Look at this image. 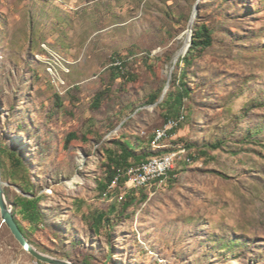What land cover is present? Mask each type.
<instances>
[{"label": "rangeland", "instance_id": "rangeland-1", "mask_svg": "<svg viewBox=\"0 0 264 264\" xmlns=\"http://www.w3.org/2000/svg\"><path fill=\"white\" fill-rule=\"evenodd\" d=\"M195 9L192 28L206 25L213 42L185 66L190 94L178 135L153 149L148 138L165 111L148 97L167 81V92L177 88L184 64L174 58ZM121 132L137 154L183 145L192 161L161 187L102 190ZM0 149L6 200L42 254L264 264V0H0ZM37 196L42 218L31 227L16 202ZM128 196L136 200L122 212ZM0 264H45L1 218Z\"/></svg>", "mask_w": 264, "mask_h": 264}, {"label": "trees", "instance_id": "trees-1", "mask_svg": "<svg viewBox=\"0 0 264 264\" xmlns=\"http://www.w3.org/2000/svg\"><path fill=\"white\" fill-rule=\"evenodd\" d=\"M192 33L193 34L191 37V44L189 46V49L184 57L179 58L177 63V66H179L180 63L184 64V67L181 69L180 74L178 76L175 74L173 78L174 80L173 86L177 84V88L166 92L164 99L159 103H157L160 97L159 94H151L148 97V101H147L148 104L154 105L155 103H157L155 106L165 111V113L162 115L164 121L167 120L168 118L176 117L181 111H183L184 100L189 98L190 91L188 89L187 84L183 82V80L187 78L185 66L191 63L192 56L195 54V52L203 51L209 48L213 42L211 30L204 24L201 25L196 24L192 28ZM113 67L116 70L119 69L117 66H113ZM102 97H103L102 92L96 94L95 96V100L97 103L96 105L99 104ZM148 145H149V140H148ZM112 146L113 148L108 149L106 154V164H105L106 183L101 187L102 190H105L109 185H111L118 172L123 170L127 166L138 164L140 162L146 161V159L150 157H156L169 152V149L153 150L150 147H146L145 148L146 151H143L141 154H137L133 143L131 142L128 143L120 140L114 141ZM212 147L215 148L216 146L213 145ZM4 153L5 150L0 149V154L2 155ZM8 155L12 159H14L16 166L20 168L21 167L24 168L20 159L16 156L15 153L8 152ZM0 166H1V162H0ZM171 175H173V172L171 173ZM124 181H125L124 179H121L119 183L120 184L124 183ZM152 186L155 185L154 184L148 185V187H152ZM25 191L28 194L31 193V190L27 189ZM40 200H41L40 196L33 198L21 197L17 199L16 203L20 208V214L24 219H27L29 221L31 227H35L37 222L42 218V212L39 207ZM135 200L136 199L134 196H128V200L124 201L122 204L121 207L122 212H124L128 207H130L135 202ZM13 214L14 216H16L14 212ZM16 222L25 236L24 228L20 225L17 219ZM102 222H105V215L103 214L98 215L97 218L94 219L92 226L95 225L94 229L96 231L99 230V226L100 224H102ZM82 262H84L85 264H91L89 259H84Z\"/></svg>", "mask_w": 264, "mask_h": 264}, {"label": "built area", "instance_id": "built-area-1", "mask_svg": "<svg viewBox=\"0 0 264 264\" xmlns=\"http://www.w3.org/2000/svg\"><path fill=\"white\" fill-rule=\"evenodd\" d=\"M122 67L118 66V68ZM185 114L181 111L176 117L168 118L160 127L152 131L149 142H160L170 140L173 132L184 122ZM186 149V148H181ZM177 167L176 154H170V161L164 163L149 164V166H127L119 171L111 185H119L124 179L123 190L126 189H146L148 185H153V180L163 179Z\"/></svg>", "mask_w": 264, "mask_h": 264}, {"label": "water", "instance_id": "water-1", "mask_svg": "<svg viewBox=\"0 0 264 264\" xmlns=\"http://www.w3.org/2000/svg\"><path fill=\"white\" fill-rule=\"evenodd\" d=\"M196 17V9L193 11L191 17L188 20L187 24V39L184 47L179 51V53L174 58V63L179 60L180 57H184L189 49L190 42H191V33H192V25L194 23ZM173 68V67H172ZM171 68V70H172ZM170 75L168 76L169 80ZM168 87V81L165 84V87L163 89V93L159 97L157 103L161 102L165 94L167 92ZM157 103H155L153 106H155ZM0 218L3 221V223L6 225L8 230L10 231L13 238L18 242V244L21 246V248L28 252L32 257H34L37 261L45 264H85L84 262L81 263H71L68 261L60 260L57 258H53L50 256H47L45 254L40 253L36 249H34L31 244L28 242L26 237L24 236L23 232L20 230L16 218L13 214L12 209L10 208V205L8 204L5 196V192L3 189V182L1 179V166H0Z\"/></svg>", "mask_w": 264, "mask_h": 264}, {"label": "bare ground", "instance_id": "bare-ground-1", "mask_svg": "<svg viewBox=\"0 0 264 264\" xmlns=\"http://www.w3.org/2000/svg\"><path fill=\"white\" fill-rule=\"evenodd\" d=\"M163 141L164 140H162L160 142H152L153 149L164 148L165 146L162 144ZM181 148H185V147L183 145L175 146V148L173 150L169 151L168 153H165V154H162V155H159L156 157H150V158L146 159V161H144V162H140L138 164H134L131 166H149V164L169 162L170 161V154H176L177 165L179 163L187 165L192 161V156L190 153H188L187 149H181ZM174 171L175 170L171 171V173ZM171 173L168 176H164L163 179L153 180V184L155 185V187H161L163 184L167 183V181L174 176V175H171ZM72 187H74V186H72V184H69V188H72Z\"/></svg>", "mask_w": 264, "mask_h": 264}, {"label": "crops", "instance_id": "crops-1", "mask_svg": "<svg viewBox=\"0 0 264 264\" xmlns=\"http://www.w3.org/2000/svg\"><path fill=\"white\" fill-rule=\"evenodd\" d=\"M172 135L177 136L178 134H176L175 132H173ZM172 137H173V136H172ZM118 138H119L120 141H125V142H128V143L131 142V140L126 136V133H124V132H121V133L119 134ZM148 140H149V139H148Z\"/></svg>", "mask_w": 264, "mask_h": 264}]
</instances>
